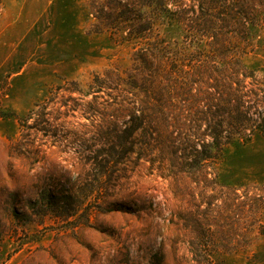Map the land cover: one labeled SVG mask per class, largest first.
<instances>
[{
	"label": "rangeland",
	"instance_id": "1",
	"mask_svg": "<svg viewBox=\"0 0 264 264\" xmlns=\"http://www.w3.org/2000/svg\"><path fill=\"white\" fill-rule=\"evenodd\" d=\"M95 21L89 0H2L0 264H202L193 253L200 226L215 231L212 249L241 248L219 264H264V236L243 239L255 227L250 198L264 199V134L227 146L218 165L224 188L213 171L207 185L177 187L137 153L110 168L95 160L104 138L97 124H105L79 104L93 98L85 93L95 73L126 67L132 55L110 33L92 31ZM161 30L183 38L178 24ZM252 34L244 61L264 75V23ZM73 81L79 91L66 89ZM65 97L77 99L76 111L56 119L70 108ZM34 108L48 113L51 127ZM220 190L227 196L217 199ZM207 210L209 227L200 224Z\"/></svg>",
	"mask_w": 264,
	"mask_h": 264
},
{
	"label": "trees",
	"instance_id": "2",
	"mask_svg": "<svg viewBox=\"0 0 264 264\" xmlns=\"http://www.w3.org/2000/svg\"><path fill=\"white\" fill-rule=\"evenodd\" d=\"M89 6L96 19L92 31L108 32L132 51L128 66L95 73L85 93L93 98L79 104L83 115L92 120L99 116L105 124H97L104 137L100 156L109 157L95 160L110 168L137 153L177 187L187 182L207 185L212 171L216 186L228 187L218 173L227 146L264 134V75L244 61L253 29L264 23V0H89ZM166 22L178 24L183 38L169 39L161 30ZM71 84L66 89L80 90L79 82ZM72 101L77 99H63L70 108L58 110L56 119L76 111ZM36 111L32 114L37 113L39 124L51 127L48 113ZM114 154L119 157L111 159ZM226 196L217 191V199ZM250 201L255 227L244 235L248 245L264 236L263 195ZM208 211L207 222L200 224L209 227ZM197 231L193 253L202 264H219L221 254L241 250L212 249L215 231L202 226Z\"/></svg>",
	"mask_w": 264,
	"mask_h": 264
}]
</instances>
